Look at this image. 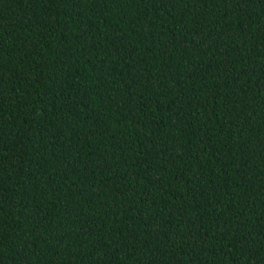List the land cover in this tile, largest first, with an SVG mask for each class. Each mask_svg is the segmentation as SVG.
Instances as JSON below:
<instances>
[{"label":"trees","instance_id":"16d2710c","mask_svg":"<svg viewBox=\"0 0 264 264\" xmlns=\"http://www.w3.org/2000/svg\"><path fill=\"white\" fill-rule=\"evenodd\" d=\"M0 264H264V0H0Z\"/></svg>","mask_w":264,"mask_h":264}]
</instances>
